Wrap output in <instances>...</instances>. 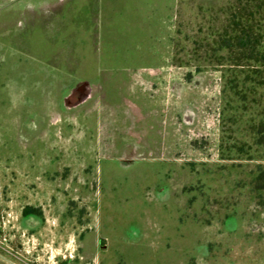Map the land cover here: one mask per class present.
Segmentation results:
<instances>
[{"label": "rangeland", "instance_id": "374dc122", "mask_svg": "<svg viewBox=\"0 0 264 264\" xmlns=\"http://www.w3.org/2000/svg\"><path fill=\"white\" fill-rule=\"evenodd\" d=\"M242 2L0 0V264H264V139L217 50ZM80 82L93 96L69 105ZM189 103L208 116L201 152L155 125ZM155 140L165 149L118 163ZM29 206L41 223L22 222Z\"/></svg>", "mask_w": 264, "mask_h": 264}, {"label": "trees", "instance_id": "16d2710c", "mask_svg": "<svg viewBox=\"0 0 264 264\" xmlns=\"http://www.w3.org/2000/svg\"><path fill=\"white\" fill-rule=\"evenodd\" d=\"M241 5L229 15L225 34L217 40V50L224 49L233 69L238 71L239 75L228 81L229 87L240 108L248 113L252 129L253 122L258 123L257 137L262 135L263 140L264 112L260 108L264 107V45L263 37L255 34L260 8L257 0H244Z\"/></svg>", "mask_w": 264, "mask_h": 264}, {"label": "flooded vegetation", "instance_id": "af4514ba", "mask_svg": "<svg viewBox=\"0 0 264 264\" xmlns=\"http://www.w3.org/2000/svg\"><path fill=\"white\" fill-rule=\"evenodd\" d=\"M171 65H173L172 63H170ZM158 66H161V61H158L157 63ZM196 67L194 68V71L190 72L187 75H183L182 78L186 79L190 82H194L197 81L199 78H202V74L200 72H196L195 71ZM154 77L150 78V80H157L159 77H163L162 74H153ZM204 75V74H203ZM148 76V75H146ZM169 80H171L170 82V91H171V95L172 97L175 96V93H179V89H177L176 87L179 86V81L181 80V77L179 76V74H169ZM147 79V77H146ZM152 86H154V91L152 90V88H150V91L152 90V92H156V87L157 84L152 83ZM98 89H101L98 86ZM156 90V91H155ZM88 92H90L89 89V84L86 82H80L78 84L75 85V87L70 88V91H68L67 97H66V103H68L69 105H74L77 107L78 103L84 102V100L88 97H90V95L93 96V94H88ZM179 96V95H178ZM174 103V101H173ZM64 106V105H63ZM97 106V105H96ZM174 107V106H173ZM177 112H176V116H177V120L175 122L172 123H167L164 122L163 124H155L156 127H158L157 131L161 132L164 128L167 129L170 126V133H171V140H180V136L177 134V131L179 132L180 129H182V131H185L186 129H188L187 133H189L187 135V138H183L184 140H190V146L192 144V148H196L197 150H199L200 152L206 147V144L210 143L211 140V130L209 129V126L206 124V118L208 117L206 115L205 112H201L198 111V109L189 104H182L181 105H177L176 106ZM200 113H202V116L200 115ZM222 120V119H221ZM226 127H227V121H220V128L222 131V137L220 140H222L223 142H221V148L223 146L224 149H226V142H224L226 140V135H227V131H226ZM185 129V130H183ZM177 130V131H176ZM165 132V131H164ZM168 133V132H167ZM154 140V139H153ZM157 140H165L162 137H159ZM155 140V142H151L150 144H147L146 147L147 148H142L141 150H139L138 148L134 151H132L131 153H127L125 154L123 149L119 148V154L117 157V161L119 164H121V166L124 167H130L132 165H134L136 162H138L140 160V158L143 155V152H145L144 155H149V156H153V151L154 150H163L165 148L164 145L166 144L165 142L163 143L162 141H157ZM203 141L204 145L202 147H199L200 142ZM103 145L107 148L110 149V146H112L113 149V145H110L108 142H104ZM198 147V148H197ZM148 148H151V150H149ZM174 150V148H172ZM168 155V154H167ZM167 155H162V156H167ZM171 156V157H170ZM165 160L167 163H174L175 166L179 167V164L177 161H175L176 159L172 158V155H168L167 157H165ZM197 165V164H196ZM194 164V169L191 170V173H196L198 171V167ZM202 166V165H201ZM200 166V167H201ZM204 167V166H203ZM189 171V169H188ZM186 187H182V191L185 190ZM204 200V199H202ZM193 202H199L197 199H194L192 201ZM201 202V200H200ZM191 203V200L187 201V204ZM203 203H210L208 204V206L211 205V200H204ZM22 222L25 224H30V226H32L33 224H37V223H41L43 218L41 216V213L38 212L37 208L35 206H29L28 209L26 211H24L22 213L21 216ZM32 224V225H31ZM29 226V225H28ZM29 226V227H30ZM68 260L66 262H62L63 264L67 263Z\"/></svg>", "mask_w": 264, "mask_h": 264}, {"label": "crops", "instance_id": "0c3cea01", "mask_svg": "<svg viewBox=\"0 0 264 264\" xmlns=\"http://www.w3.org/2000/svg\"><path fill=\"white\" fill-rule=\"evenodd\" d=\"M162 63H164V62H161V65H162ZM162 132V131H161ZM162 134H163V132H162ZM164 134H165V132H164ZM167 135V134H166Z\"/></svg>", "mask_w": 264, "mask_h": 264}]
</instances>
